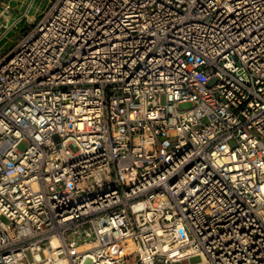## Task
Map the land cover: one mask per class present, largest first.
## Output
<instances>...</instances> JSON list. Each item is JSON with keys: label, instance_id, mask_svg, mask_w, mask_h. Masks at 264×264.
<instances>
[{"label": "built area", "instance_id": "obj_1", "mask_svg": "<svg viewBox=\"0 0 264 264\" xmlns=\"http://www.w3.org/2000/svg\"><path fill=\"white\" fill-rule=\"evenodd\" d=\"M194 256L264 264V0H53L0 57V264Z\"/></svg>", "mask_w": 264, "mask_h": 264}, {"label": "crops", "instance_id": "obj_2", "mask_svg": "<svg viewBox=\"0 0 264 264\" xmlns=\"http://www.w3.org/2000/svg\"><path fill=\"white\" fill-rule=\"evenodd\" d=\"M52 1L53 0L48 1V6ZM32 4V0H4L3 5L6 10L0 7V43L6 36L8 37L10 33L15 36V30L22 32L27 27L30 28L40 18L45 9L42 12L35 11L32 13ZM18 13L20 14L18 15ZM31 18H34V20L31 24L28 23L29 26H27V22Z\"/></svg>", "mask_w": 264, "mask_h": 264}, {"label": "rangeland", "instance_id": "obj_3", "mask_svg": "<svg viewBox=\"0 0 264 264\" xmlns=\"http://www.w3.org/2000/svg\"><path fill=\"white\" fill-rule=\"evenodd\" d=\"M48 1L49 0H32V10H31V12L32 13H34L35 11H38V12H42L44 9H46L47 8V6H48ZM37 13V12H36ZM20 13H18V15H19ZM34 20V18H31V19H29V21L27 22V26H29L28 25V23L29 24H31L32 23V21ZM6 27H7V25H6ZM27 29H29L28 27L24 30V31H19V30H15L14 31V35L15 36H13V34L12 33H10L9 35H8V37L6 36L5 38H4V40L0 43V56H2L4 53H6L10 48H12V46L14 45V43H15V41L22 35V34H24L26 31H27ZM0 33H1V30H0ZM17 37V38H16ZM161 101H162V103L164 104L165 103V98L162 96L161 97ZM189 107H191V104L190 103H184V104H180L179 105V108L180 109H187V108H189ZM25 146H26V143L25 142H22V143H20L19 145H18V150H20V151H22V150H24V148H25ZM69 149L73 152V153H75V152H77V146L75 145V144H70L69 145ZM2 220L3 221H6V219L5 218H2ZM201 261V257L200 256H194V257H191V258H189V259H185V260H183V261H179V262H177L176 264H194V263H197V262H200Z\"/></svg>", "mask_w": 264, "mask_h": 264}]
</instances>
